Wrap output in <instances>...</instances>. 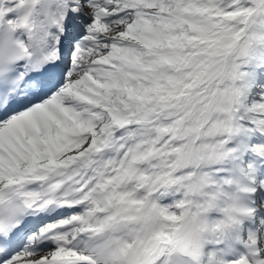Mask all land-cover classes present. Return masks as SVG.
Wrapping results in <instances>:
<instances>
[{
  "label": "snow or ice",
  "instance_id": "snow-or-ice-1",
  "mask_svg": "<svg viewBox=\"0 0 264 264\" xmlns=\"http://www.w3.org/2000/svg\"><path fill=\"white\" fill-rule=\"evenodd\" d=\"M0 264H264V0H0Z\"/></svg>",
  "mask_w": 264,
  "mask_h": 264
}]
</instances>
